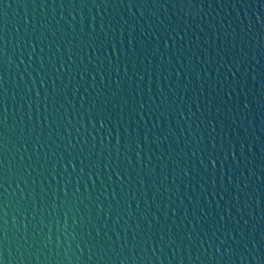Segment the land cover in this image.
Instances as JSON below:
<instances>
[{"label": "water", "instance_id": "1", "mask_svg": "<svg viewBox=\"0 0 264 264\" xmlns=\"http://www.w3.org/2000/svg\"><path fill=\"white\" fill-rule=\"evenodd\" d=\"M0 264H264V0H0Z\"/></svg>", "mask_w": 264, "mask_h": 264}]
</instances>
